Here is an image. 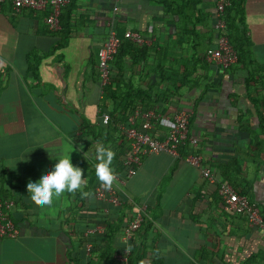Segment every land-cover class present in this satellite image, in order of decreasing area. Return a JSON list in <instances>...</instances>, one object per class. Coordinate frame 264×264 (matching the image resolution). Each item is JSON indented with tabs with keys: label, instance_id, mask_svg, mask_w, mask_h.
Instances as JSON below:
<instances>
[{
	"label": "crops",
	"instance_id": "crops-1",
	"mask_svg": "<svg viewBox=\"0 0 264 264\" xmlns=\"http://www.w3.org/2000/svg\"><path fill=\"white\" fill-rule=\"evenodd\" d=\"M218 1L75 0L61 32L48 28L45 9L15 12L11 3L1 6L0 192L13 201L19 234L0 237V264H68L59 218L74 196L65 191L42 206L26 185L70 150L85 179L94 164L101 141H92L84 124L102 126L101 108L108 106L101 104L103 85L95 67L109 19L120 23L116 32H137L145 40L138 44L151 49L148 67H133L126 58L122 77L147 94L152 89L158 126L168 128L175 111L191 109L189 132L201 143L202 166L213 173L224 169L233 189L244 188L264 203V0L241 1L238 26L246 53L226 69L203 59L216 45ZM162 69L168 80L156 83ZM175 79L184 82L177 85L180 93ZM161 91L169 96L164 99ZM105 137L106 147L115 151L119 133ZM203 178L199 168L168 152L141 159L123 188L149 208L148 222L130 241L139 250L140 264H242L264 251L263 232L246 233L240 219L219 217L215 209L206 215L204 203L192 201Z\"/></svg>",
	"mask_w": 264,
	"mask_h": 264
},
{
	"label": "trees",
	"instance_id": "trees-1",
	"mask_svg": "<svg viewBox=\"0 0 264 264\" xmlns=\"http://www.w3.org/2000/svg\"><path fill=\"white\" fill-rule=\"evenodd\" d=\"M241 1L242 0H229V3L227 6H225L223 13L226 21L230 43L237 53L236 62L242 60L246 53L242 46L243 36L242 34H240L241 31L238 26L239 16L242 12ZM10 3V0H5V2L2 4L3 6H1L9 7ZM74 3L75 0H69V2L61 9L59 27L61 29L60 32L68 25V22L71 19L70 10L74 8ZM114 22L115 29H117L120 23L117 20H115ZM116 33L117 35H119L120 45L116 53L109 61V82L102 86L101 104L104 102H108V106H100H103L101 108V111L102 113L105 112L109 116V120L106 123H103L101 119L100 123L102 124V126H100L99 128H96L93 124L86 122L84 124V128L85 132L91 135L92 141H101V143L105 146L106 142L108 141V138H106L105 135L111 134L112 132L115 133L116 131L119 133L120 137H118V141H116L117 148L114 151L115 155L111 166L116 174L124 177L125 167L123 166V159L125 153L129 148V143L122 130L118 127V123L126 121L128 114L133 112L135 109L144 111L152 108L155 110L156 108L153 106L158 103L155 102L157 98L155 97V95L153 96L152 89H150L151 92L147 94V92H145L144 90L133 87L130 81L125 80L124 77H122L124 67L123 63L126 58L131 59L133 67L134 65H139L141 63H147L146 67H148L149 62L147 61V56L149 55V50L151 49L144 44H138L125 38L118 32V30ZM203 59L206 60L204 58V55ZM210 63L214 64L213 62ZM95 69L99 74L98 63ZM155 71L156 70L154 68V70H151V73H155ZM160 73L161 78L156 80V83L162 82L163 80H165V78L168 80V78L164 75L163 69ZM174 81H176L175 84L172 80L173 85L176 86V90L178 91V93H180L179 86L177 85L178 83L184 84V82L179 79H175ZM120 84H123L124 88H120ZM161 94L164 99L169 96L167 95V93L164 94L162 91ZM109 104L111 105V108ZM138 120L141 122L140 117L138 118ZM140 122H138L137 124L138 128H140ZM158 128H160L161 131H158ZM168 128L158 126V120H155L153 122V127L150 129V132L153 136L161 139ZM157 131L158 133L160 132V136H156ZM189 134L191 135L190 132ZM198 142L199 145L193 148V146L189 145L187 141H185L184 144H181L178 147L179 156L176 157L178 159L184 160L187 154L193 151H196L198 153V150L201 148V143L200 141ZM143 157L144 156H142V158ZM96 163L97 161L95 159L94 164L90 167V170L87 171L88 178L86 177L85 179L83 177V179L85 180L84 186L81 189L76 190L75 192H67V195L74 196L75 202L74 204H70L69 206H67L60 214L61 218H59V230L64 232V234L67 236L68 246L65 255L68 264H120L115 257V252L120 251L119 248H117L119 247V239L127 223L132 218L136 206H140L141 204L135 201L132 197L126 196L125 192L123 191V188L124 186H126V183L130 179V177L126 178L124 184H119L116 181L113 182V187L116 190V197L119 199L118 203L111 202V204H108L110 202L108 200H105L107 201L105 202L101 199H97L95 196V188L99 184H101V182L95 175ZM224 173L226 172H224V169L221 168L219 169V171H217V173L214 172V182H210L204 177L200 188H198V190L193 193L192 201L204 203V207H206V215H208L209 212L212 211V209H215V211H218L219 217L240 219L241 225L244 228L246 226L248 227L246 228V233L250 232L249 230H258L264 233V230H262V228H260L259 226L249 225L246 213L224 209L223 198L219 193L220 184H229V182H233V180L229 179L231 177L226 176ZM234 189L238 193L246 195L250 203L256 204L264 223V203L261 204L257 202L244 188H241L239 190L237 188ZM0 198L2 200H7L6 197L2 196L1 192ZM78 203L80 205H78ZM206 203H208L209 205H206ZM11 208L12 206L5 208L4 212L14 220ZM148 217L149 208L147 207L145 208V211L143 213L140 226L133 232V235L143 227L146 221L148 222ZM97 225H102L103 231H87L88 229ZM87 244L90 245L88 251H86ZM133 244L134 242L131 243V252L128 255V263L140 264L141 257L139 256V250L137 246L134 247ZM242 264H264V251L251 254V256L246 258Z\"/></svg>",
	"mask_w": 264,
	"mask_h": 264
},
{
	"label": "built area",
	"instance_id": "built-area-1",
	"mask_svg": "<svg viewBox=\"0 0 264 264\" xmlns=\"http://www.w3.org/2000/svg\"><path fill=\"white\" fill-rule=\"evenodd\" d=\"M5 0H0V8ZM13 11L17 12L22 8H31L37 10L45 9L46 15L44 21L49 29L58 30L60 27V12L69 0H10ZM229 3V0H219L215 7L214 28L216 30V45L208 48L204 52V58L218 65L222 69L228 68L230 65L236 63L237 53L230 43L226 21L224 18V8ZM109 26L108 34L99 47L98 56V71L101 84L104 85L109 82V61L116 53L120 38L116 33L115 26L112 19L107 21ZM125 38L136 43H142L145 40L134 31H126L123 35ZM192 115L191 109L181 108L174 112L171 118V123L168 130L159 139L151 134L150 129L153 127V122L159 121L160 114L154 109H147L140 111L135 109L129 113L126 121L118 123V127L124 133L129 148L124 155L123 166L125 167L124 177L116 174L115 181L119 184H124L126 178L135 174L138 166L141 163L142 156L147 154H154L159 152H168L173 156H179L178 147L184 144L185 141L193 148L199 145L198 137L189 134V123ZM141 118L140 128L136 125V120ZM109 116L105 113L102 115V122L106 123ZM185 161L199 168L203 177L210 182L215 181L213 172L207 166H202L201 156L193 151L185 156ZM224 202L225 210H235L237 212H244L247 214L249 225H257L264 230V223L262 221L259 209L255 203H250L248 197L244 194L238 193L231 185L221 183L219 188ZM95 196L97 199L108 200L110 202L118 203L119 199L116 197V190L113 187L105 188L103 184H99L95 188ZM13 201L2 200L0 198V237H16L19 234V228L5 212L4 209L11 207ZM145 205L136 206L132 218L124 228L122 239L125 242L123 250L115 253V257L120 264H129L128 255L131 252L130 241L133 232L139 228ZM101 227L95 226L89 229V232L100 231ZM90 245H86V251L89 250Z\"/></svg>",
	"mask_w": 264,
	"mask_h": 264
},
{
	"label": "clouds",
	"instance_id": "clouds-1",
	"mask_svg": "<svg viewBox=\"0 0 264 264\" xmlns=\"http://www.w3.org/2000/svg\"><path fill=\"white\" fill-rule=\"evenodd\" d=\"M70 150L66 155L56 156V163L50 170L43 171L38 179H30L26 185L31 199L38 205H51L54 197L65 191L72 193L81 189L85 180L80 166L73 164ZM114 151L102 143L95 145V175L105 188H111L116 175L112 168ZM16 162V161H15Z\"/></svg>",
	"mask_w": 264,
	"mask_h": 264
}]
</instances>
